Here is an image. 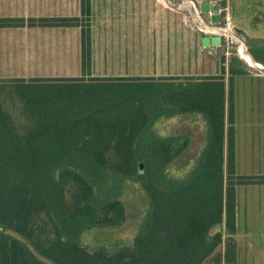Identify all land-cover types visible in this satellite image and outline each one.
Returning a JSON list of instances; mask_svg holds the SVG:
<instances>
[{
  "label": "trees",
  "instance_id": "1",
  "mask_svg": "<svg viewBox=\"0 0 264 264\" xmlns=\"http://www.w3.org/2000/svg\"><path fill=\"white\" fill-rule=\"evenodd\" d=\"M89 3L80 0L77 17L0 18V27L78 28L80 55L89 61V26L80 23ZM249 41V54L264 66V40ZM221 64L219 75L201 78H67L0 87L23 104L15 117L0 98V264H234L235 186L264 184V177L235 175L232 77L245 72L229 66L226 92ZM187 114L203 119L205 145L191 171L173 179L166 169L189 137H161L153 125ZM128 182L148 199L131 244H82L89 229L123 224ZM219 225L224 240L220 231L211 234Z\"/></svg>",
  "mask_w": 264,
  "mask_h": 264
},
{
  "label": "rangeland",
  "instance_id": "2",
  "mask_svg": "<svg viewBox=\"0 0 264 264\" xmlns=\"http://www.w3.org/2000/svg\"><path fill=\"white\" fill-rule=\"evenodd\" d=\"M66 3L69 9L58 10V16L78 15L79 0H67ZM99 3L100 0H91L89 15L80 17V23L89 26V61L80 55L78 28L40 30L26 27L17 35L19 41L24 40L23 50L14 49L0 61V87L8 91L17 84L49 83L67 78L89 81L116 77L120 73H126L123 78H159L178 73L186 75L181 77L201 78L219 75L224 59L225 79L229 75V66L245 72V75L235 77L233 83L235 136L237 134L240 144H248L245 138H251L256 150L264 149V66L250 57L247 47L252 45L250 39L264 40V0H114L117 11L108 12L99 11ZM202 3H207L205 11L201 9ZM132 26L149 32L138 33L136 43L130 44L112 40L128 37V34L106 31ZM214 37L218 44L210 42ZM204 38L208 39L205 46L202 45ZM105 53L130 54L136 61H98ZM8 95L9 98L0 91V98L5 99L11 114L21 116L22 100L15 93ZM153 130L161 137L189 135L192 145L187 154L179 156L166 169L171 178H184L193 168L199 156L196 151L203 144L205 126L202 119L197 115L159 119ZM254 156L256 159L251 162L237 161L235 175L264 173L260 155L255 152ZM121 200L125 210L123 224L114 228L89 229L80 236L82 244L107 249L131 244L147 214L148 199L139 184L128 182ZM238 220L240 222V218ZM249 228L255 232L264 230L258 224ZM218 231L224 240L227 235L223 225L212 229L211 234ZM240 235L237 232L233 236L234 264H264V253L261 257L254 254L248 261V252L244 249L247 243ZM218 251L223 255L224 244Z\"/></svg>",
  "mask_w": 264,
  "mask_h": 264
},
{
  "label": "crops",
  "instance_id": "3",
  "mask_svg": "<svg viewBox=\"0 0 264 264\" xmlns=\"http://www.w3.org/2000/svg\"><path fill=\"white\" fill-rule=\"evenodd\" d=\"M89 1H90L89 3V11H90L91 0ZM66 2L67 0H61V1L60 0H0V18L27 19V18H54V17H77L79 16L80 15V4H79L78 15L58 16V10L66 11L69 9V5H67ZM206 9H207V5H206ZM98 10L102 12H105V11L108 12L110 10L117 11V6L115 5L114 0H111V1L110 0H100ZM64 15H67V14H64ZM26 27L27 26L3 27V28L0 27V61H2L3 58L6 57L7 55L12 54V50L14 51V49L16 51L19 49L23 50V47L25 44L24 40L20 39L21 41H19L17 35L19 31H24V28ZM30 28H37L40 30L41 29L42 30H49V29L55 30L57 27H30ZM106 31L115 32L118 34H128V37L113 38L112 40H114L113 41L114 43L126 42L130 44L136 43L137 41L136 35L138 33L149 32V31H142V29L140 28L138 29L136 26H132V28L129 27L128 29H125V28L113 29L112 31L110 29H107ZM104 42L106 41L104 40ZM106 43H108V40ZM202 45L205 46L203 43ZM98 58H99L98 61H136V57H132L130 54L126 55L125 53H118V54H113V55H109L105 53L104 55H101ZM125 76H126V73H123V74L120 73L116 75V77H125ZM166 76L181 77V76H186V75H184L183 73H178L175 75H166ZM214 76H217V75H214ZM237 76H243V75L233 76L232 77L233 83H234V78ZM139 77H151V76H139ZM229 77L230 76L228 75L227 79H225V75H223V81L225 83L226 92H227ZM188 115H197L201 118L199 114H187V115H181L177 117H185ZM204 126H205V123H204ZM235 129L237 131V127L236 126L234 127V123H233V130ZM180 135H187V134H180ZM187 136L189 137V135ZM245 139L246 141H248V144H240V141L237 138V134L235 136V131H234L235 169H236L237 161L241 162L245 160V161L251 162L254 159H256L254 156L255 152H257L258 155H260V160L262 161V163H264V149L261 152L259 150H256L252 139L251 138H245ZM189 140H190L189 147H191L192 144H191L190 137H189ZM204 145H205V140H203V144H201L198 151H196L197 156L202 151V148L204 147ZM187 149L184 151L183 154H187ZM239 176L264 177V173H261L260 175L257 174V175H239ZM235 205H236V216H235L236 232L235 234L239 232L241 234L240 236L244 240V243H247V245L244 246V249H246V252H248L246 258L249 261L250 259H252L254 254H256L255 257H261V254L263 255L264 253V230H259L255 232V231H252V229H250L249 227H254L256 224H258L259 227H264V184H247V185L235 186ZM238 218H240V222ZM239 227H241L240 230H239ZM250 264H252V262H250Z\"/></svg>",
  "mask_w": 264,
  "mask_h": 264
},
{
  "label": "water",
  "instance_id": "4",
  "mask_svg": "<svg viewBox=\"0 0 264 264\" xmlns=\"http://www.w3.org/2000/svg\"><path fill=\"white\" fill-rule=\"evenodd\" d=\"M206 5H207V3H202L201 4V9L203 11L206 9ZM210 42L213 43V44H218V39L217 38H212ZM202 43L204 45H207L208 44V39H206V38L202 39ZM139 171L140 172L142 171L141 163L139 164Z\"/></svg>",
  "mask_w": 264,
  "mask_h": 264
},
{
  "label": "bare ground",
  "instance_id": "5",
  "mask_svg": "<svg viewBox=\"0 0 264 264\" xmlns=\"http://www.w3.org/2000/svg\"><path fill=\"white\" fill-rule=\"evenodd\" d=\"M246 61H251L250 59L246 58Z\"/></svg>",
  "mask_w": 264,
  "mask_h": 264
}]
</instances>
